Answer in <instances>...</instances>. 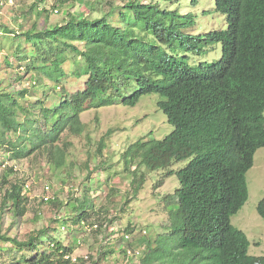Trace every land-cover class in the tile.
<instances>
[{
	"label": "trees",
	"instance_id": "trees-1",
	"mask_svg": "<svg viewBox=\"0 0 264 264\" xmlns=\"http://www.w3.org/2000/svg\"><path fill=\"white\" fill-rule=\"evenodd\" d=\"M8 1L0 0V8ZM43 1L30 6L36 16L49 12L44 6L39 8ZM68 1L73 0H56L53 9L59 11ZM87 4L90 11L95 10V2ZM214 4L225 16L227 27L203 36L169 30L164 17L156 15L157 4L139 0H128L115 22L111 21L115 10L98 17L69 13L63 23L38 28L34 22L26 30L0 22V34L12 36L15 58L28 61L24 67L30 81L15 91L0 89V146L10 159L36 153L46 156L51 171L69 173L70 169H62L67 164L68 137L83 134L81 113L111 104L133 107L143 95L159 96L156 104L173 130L162 140L138 139L121 155L124 170L131 175L133 196L145 183L146 173L140 167L164 169L166 176L176 174L179 182L174 196L165 197L168 232L158 234L154 246L148 245L141 264H264V255L249 254L247 236L231 223V216L248 197L246 172L253 155L264 148V0H214ZM134 16H142L146 22L142 30L150 27L148 32L165 48L146 41L132 28L118 26L125 18L132 21L130 26L135 25ZM217 42L220 58L200 63L199 70L189 66V56L180 58L167 49L186 50L190 44L198 49ZM68 74L86 77L83 89H58ZM39 89L43 92L38 97L33 93ZM105 147L103 137L97 153L102 155ZM184 160L183 167L170 168ZM105 165L100 160L86 172V180H91L95 168ZM84 166L88 168V163ZM8 169L0 188L9 183L7 176L13 167ZM87 181L80 196L66 203L71 220L85 231L84 224L97 223L85 219L109 211L103 204L95 206L92 194L97 188ZM161 184L160 180L154 186ZM109 190L103 195L111 196L114 187ZM25 191L23 183H10L3 196L5 206L18 217L26 212ZM55 201L53 197L46 203ZM256 210L264 220V196ZM54 220L61 228L68 222L58 216ZM97 224L91 230H98ZM14 249L28 251L30 257L23 253L7 264L60 263L73 247L45 229L23 240L0 233V251ZM122 251L126 256V249Z\"/></svg>",
	"mask_w": 264,
	"mask_h": 264
},
{
	"label": "rangeland",
	"instance_id": "rangeland-1",
	"mask_svg": "<svg viewBox=\"0 0 264 264\" xmlns=\"http://www.w3.org/2000/svg\"><path fill=\"white\" fill-rule=\"evenodd\" d=\"M37 0H9L0 8V22L6 23L10 28L17 30L20 25L23 30L28 29L34 22L38 28L53 23H63L64 19L73 13L98 17L110 10H115L111 21H116L119 11L128 0H73L68 1L59 11L53 9L56 0H44L39 3L49 12L36 16L31 11V4ZM3 2V1H2ZM95 2V10L90 11L87 3ZM140 3H156L157 16L164 17L163 22L171 31L181 30L192 35H201L210 30H220L227 27L225 16L220 13L214 4V0H139ZM53 9V10H52ZM167 12L163 15L161 12ZM115 19V20H114ZM136 24L130 26L131 21L125 18L121 24L132 28L138 36H143L148 42H157L149 29L142 30L146 26L142 16L133 17ZM132 22V21H131ZM119 23V25L121 26ZM148 25V24H147ZM149 26V25H148ZM145 35V36H144ZM11 35L0 34V89L12 91L20 87L28 86L29 72L25 70L27 60L18 61L13 55ZM162 47L163 44H160ZM165 48V47H164ZM172 54L189 56L186 60L195 69H201L200 63L213 62L221 56L220 43H207L202 48L190 44L188 49L182 50L168 48ZM8 63V64H7ZM68 63L65 64L68 70ZM19 77L20 80H19ZM18 78V79H17ZM86 77L76 78L73 75L61 82L60 88L74 92L83 89ZM43 89L35 90L34 95L41 96ZM157 94L143 95L139 102L133 106L118 104L105 105L90 108L81 113V120L85 124L83 134L68 137L70 141L67 149V164L62 169L51 171L45 163L46 156L33 154L18 160L10 159L9 152L5 153L0 146V184L2 176L9 167L13 171L8 173L9 183L0 188V233L15 235L18 239H26L38 230L45 229L53 236L62 239L65 245H72V254L77 258L74 264H123V249L139 248L142 258L149 250L148 245L156 244L158 234L168 232V213L163 195L172 197L173 190L178 187L176 174L165 176L164 169L149 171L140 167L146 173L145 183L137 196H133L130 189L131 175L124 170L122 152L126 147L139 137L146 135L160 139L172 130L166 116L158 109ZM152 131V134H146ZM109 132V135L106 133ZM108 136V137H105ZM104 137L106 147L102 155L97 153L98 143ZM141 137V138H142ZM105 160L107 165L91 172L89 181L86 180V172L100 161ZM88 163V168L84 164ZM186 161L173 163L172 168L177 170L185 165ZM164 184L158 188L154 183L162 180ZM93 183L97 190L92 194L96 207L103 204L109 207L108 212L100 213L99 217L91 215L86 221L99 223L98 230H83L78 223L71 220V214L66 203L71 197L80 196L82 184ZM23 183L27 196L26 212L22 217L14 215L3 203V196L10 183ZM248 197L241 208L231 216V223L242 230L249 240L248 252L251 255H264V220L258 215L256 206L264 196V148H258L253 157V165L246 172ZM50 186V195L54 203H46L42 200L45 185ZM114 187L111 196H104L109 188ZM67 218L68 222L61 228L55 217ZM73 217V216H72ZM129 226V231L124 229ZM71 232L68 234L67 229ZM124 234L129 237L123 239ZM172 242V241H171ZM176 242V240H175ZM173 242V243H175ZM7 245V244H6ZM6 249H9V247ZM25 253L30 257V252L14 250L0 251V264H7L18 259ZM33 254V253H32ZM80 258V260H79ZM141 258V259H142ZM141 259L140 264H141ZM151 264H158L153 262Z\"/></svg>",
	"mask_w": 264,
	"mask_h": 264
},
{
	"label": "built area",
	"instance_id": "built-area-1",
	"mask_svg": "<svg viewBox=\"0 0 264 264\" xmlns=\"http://www.w3.org/2000/svg\"><path fill=\"white\" fill-rule=\"evenodd\" d=\"M42 200L44 202L48 201L49 199H51V195H50V186L47 184L44 186L43 189V194H42ZM83 223V222H82ZM98 228V224L94 223L93 225H88V224H84V229L86 230H91V229H96ZM137 252H131V251H127V259L125 260L124 264H135L134 261L132 260L131 256H134ZM77 261V258L75 256H73V254L71 253H64L61 257V262L60 263H51V264H74ZM35 264H43V263H35Z\"/></svg>",
	"mask_w": 264,
	"mask_h": 264
},
{
	"label": "clouds",
	"instance_id": "clouds-1",
	"mask_svg": "<svg viewBox=\"0 0 264 264\" xmlns=\"http://www.w3.org/2000/svg\"><path fill=\"white\" fill-rule=\"evenodd\" d=\"M118 16H119V15H118ZM118 18H119V17H118ZM118 18H117V19H118ZM119 23L121 24V22H119ZM114 24H115V23H114ZM115 25H118V24H115ZM118 26H120V25H118ZM120 27H123V24H121ZM187 59H188V58H186V60H187ZM187 63H188V62H187ZM201 63H202V62H201ZM205 63H207V62H205ZM208 63H211V62H208ZM188 64H189V63H188ZM189 66H191V65L189 64ZM191 67H193V66H191ZM193 68H194V67H193ZM194 69H195V68H194ZM141 97H142V96H141ZM156 101H157V100H156ZM138 102H139V101H138ZM156 105H157V104H156ZM157 107H158V106H157ZM158 109H159V108H158ZM159 110L162 112L161 109H159ZM162 113H163V112H162ZM163 114H164V113H163ZM164 115H165V114H164ZM165 116H166V115H165ZM166 120H167V122L173 127V125L168 121L167 116H166ZM172 130H173V128H172ZM172 130H171V131H172ZM171 131H170V132H171ZM170 132H169V133H170ZM169 133H168V134H169ZM146 134L151 135V134H152V131H149V132H147ZM168 134H166V135H168ZM166 135H165V136H166ZM165 136H164V137H165ZM141 137H142V136H141ZM141 137L137 138L136 140H138V139H140V140H142V141H147V140H162V139L164 138V137H163V138L157 139V138L152 137V135H151V136L146 135V137H142V138H141ZM136 140H135V141H136ZM135 141H134V142H135ZM253 157H254V155H253ZM184 161H185V160H184ZM186 162H187V160H186ZM185 164H186V163H185ZM252 165H253V164H252ZM172 166H173V164H172ZM172 166H171L170 168H172ZM250 168H251V167H250ZM250 168H249V169H250ZM172 169H173V168H172ZM146 170H147V169H146ZM159 170H160V169H159ZM155 171H156V170H155ZM164 173H166V170H165ZM164 175H165V174H164ZM165 176H166V175H165ZM161 183H162L161 185L164 184L163 179L161 180ZM178 183H179V182H178ZM154 184H155V183H154ZM154 184H153V185H154ZM161 185H160V186H161ZM160 186H158V187H160ZM178 186H179V185H178ZM154 187H155V186H154ZM158 187H155V188H158ZM176 188H177V187H176ZM176 188H175V189H176ZM141 189H142V188H141ZM175 189H174V190H175ZM174 190H173V192H172V196H174V195H173ZM166 195L169 196L168 193L165 194V195H163V200H164V201H165V197H167ZM165 206L168 207V206L166 205V203H165ZM125 236H126V234H125ZM128 237H129V234H127L126 239H127ZM128 250L131 251V252H137L134 256H131V258H132V260L134 261L135 264H140V261H139V260H140V259L142 258V256H143V255H142V252H143V251L141 252L139 248H128V249H126V256L124 255V262H125V260L127 259V251H128ZM124 262H123V264H124Z\"/></svg>",
	"mask_w": 264,
	"mask_h": 264
}]
</instances>
